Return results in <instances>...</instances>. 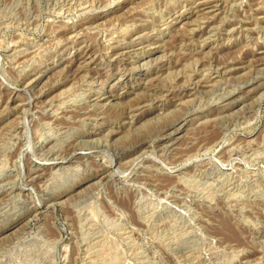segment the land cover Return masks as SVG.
Instances as JSON below:
<instances>
[{"label":"rangeland","instance_id":"374dc122","mask_svg":"<svg viewBox=\"0 0 264 264\" xmlns=\"http://www.w3.org/2000/svg\"><path fill=\"white\" fill-rule=\"evenodd\" d=\"M0 264H264V0H0Z\"/></svg>","mask_w":264,"mask_h":264},{"label":"bare ground","instance_id":"6f19581e","mask_svg":"<svg viewBox=\"0 0 264 264\" xmlns=\"http://www.w3.org/2000/svg\"><path fill=\"white\" fill-rule=\"evenodd\" d=\"M86 6V5H85ZM93 7V6H92ZM174 22V21H173ZM117 23V22H116ZM96 24V23H95ZM80 32V31H79ZM147 32V31H146ZM24 43V42H23ZM61 43V42H60ZM26 49V48H25ZM124 52V51H123ZM69 63V62H68ZM179 63V62H178ZM71 79V78H70ZM71 97V96H70ZM233 103V102H232ZM42 108V107H41ZM37 109V108H36ZM70 115V114H69ZM33 116V115H32ZM68 117V116H67ZM53 121V120H52ZM50 124V123H49ZM15 127V126H14ZM28 131V130H27ZM34 131V130H33ZM59 131V130H58ZM169 134V133H168ZM52 137V136H51ZM96 140V139H95ZM148 140V139H147ZM96 142V141H95ZM103 142V141H102ZM101 143V142H100ZM251 145V144H250ZM105 146V145H104ZM56 151V150H55ZM31 152V151H30ZM49 163V162H48ZM63 165V164H62ZM96 169V168H95ZM48 176V175H47ZM57 177V176H56ZM53 181V180H52ZM49 183V182H48ZM26 185V184H25ZM49 187V186H48ZM53 195V194H52ZM57 203V202H56ZM32 219V218H31ZM227 224V223H226ZM228 228V227H227ZM256 261V260H255Z\"/></svg>","mask_w":264,"mask_h":264}]
</instances>
